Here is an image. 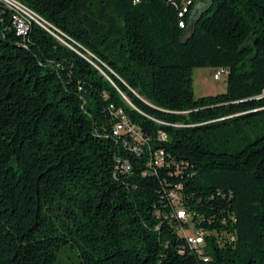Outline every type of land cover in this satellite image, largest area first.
Here are the masks:
<instances>
[{"label": "trees", "instance_id": "trees-1", "mask_svg": "<svg viewBox=\"0 0 264 264\" xmlns=\"http://www.w3.org/2000/svg\"><path fill=\"white\" fill-rule=\"evenodd\" d=\"M16 1L43 26L0 0V264H264V0Z\"/></svg>", "mask_w": 264, "mask_h": 264}, {"label": "rangeland", "instance_id": "rangeland-1", "mask_svg": "<svg viewBox=\"0 0 264 264\" xmlns=\"http://www.w3.org/2000/svg\"><path fill=\"white\" fill-rule=\"evenodd\" d=\"M219 70L213 68L196 69L194 74V85L196 98L214 96L226 93L228 90V77L224 76L221 80H216L215 75ZM65 255V264H81L75 250L70 248L63 249L58 258ZM64 264L60 262V264Z\"/></svg>", "mask_w": 264, "mask_h": 264}, {"label": "built area", "instance_id": "built-area-1", "mask_svg": "<svg viewBox=\"0 0 264 264\" xmlns=\"http://www.w3.org/2000/svg\"><path fill=\"white\" fill-rule=\"evenodd\" d=\"M1 1L7 5L8 9H10L11 11L14 12L15 26L20 33L24 34L25 25L30 20H33V21L39 23L41 26H43L40 23L39 17L36 14H34V16H27V13L20 12V3L18 1H16V0H12V2H5V0H1ZM182 1H184L183 3H185L186 5L192 4L191 0H182ZM226 75H227L226 71L219 70L218 73L215 75V79L221 80L222 77H224ZM119 130L121 131V127H119ZM179 217L181 219H184V220L187 219V215L184 211H181L179 213ZM189 241L194 247H198V246L203 244V239L201 237L191 236L189 238Z\"/></svg>", "mask_w": 264, "mask_h": 264}, {"label": "bare ground", "instance_id": "bare-ground-1", "mask_svg": "<svg viewBox=\"0 0 264 264\" xmlns=\"http://www.w3.org/2000/svg\"><path fill=\"white\" fill-rule=\"evenodd\" d=\"M5 2H12V0H5ZM20 12L27 13V16H34V14L31 11H29L27 8H25L21 4H20ZM26 30H27V24L25 25L24 33L26 32Z\"/></svg>", "mask_w": 264, "mask_h": 264}, {"label": "water", "instance_id": "water-1", "mask_svg": "<svg viewBox=\"0 0 264 264\" xmlns=\"http://www.w3.org/2000/svg\"><path fill=\"white\" fill-rule=\"evenodd\" d=\"M200 10H201V6L196 9V12H195L196 14L194 15V17H197L198 16V14L200 13ZM195 19L196 18H194V20Z\"/></svg>", "mask_w": 264, "mask_h": 264}]
</instances>
